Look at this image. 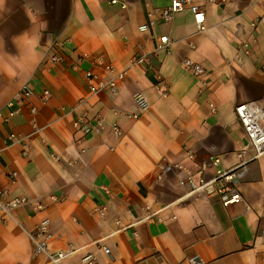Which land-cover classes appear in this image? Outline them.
Here are the masks:
<instances>
[{
  "label": "crops",
  "instance_id": "obj_1",
  "mask_svg": "<svg viewBox=\"0 0 264 264\" xmlns=\"http://www.w3.org/2000/svg\"><path fill=\"white\" fill-rule=\"evenodd\" d=\"M111 1L0 0V113L23 86L33 91L10 122L0 120V191L4 200L46 206L0 218V264H51L29 237L43 219L49 251L66 254L61 264H81L86 254L98 264H264V154L247 164L235 184L242 200L228 208L215 192L187 196L172 167L182 163L198 174L205 162L210 179L213 158L230 169L240 151L254 155L234 108L255 102L264 113V0H193L204 10L203 32L187 9L168 23L158 20L168 0H119L124 9ZM148 12L155 24L141 31ZM160 36L171 43L155 51ZM54 38L61 43L57 63L45 58ZM140 55L147 61L132 64ZM99 56L125 75L114 91L90 96L84 73L109 78L93 62ZM186 59L204 75L186 70ZM136 94L149 107L128 117L137 111ZM84 111L102 118L89 134L73 127ZM11 133L29 141L28 159L7 140ZM146 208L163 221L144 219Z\"/></svg>",
  "mask_w": 264,
  "mask_h": 264
},
{
  "label": "built area",
  "instance_id": "obj_2",
  "mask_svg": "<svg viewBox=\"0 0 264 264\" xmlns=\"http://www.w3.org/2000/svg\"><path fill=\"white\" fill-rule=\"evenodd\" d=\"M112 4H119L122 9L125 8V3L119 0H112ZM187 9L193 18L194 25L197 32H203L205 30L204 26V10L193 3V0H168L166 6L161 8L158 20L163 23L170 22L173 17ZM147 22L140 26L141 31L150 30L155 24V15L152 12L147 13ZM254 25V24H253ZM171 43V40L168 36H160L155 47V51L166 50ZM243 48H246V44L242 45ZM247 52V50H245ZM45 58L51 63H57L61 60V43L57 38L52 39L48 49L46 51ZM145 56H135L132 59V64H144L146 62ZM93 62L99 65L106 73L109 74V78L106 81L101 80L97 75L92 74L91 72L84 73V80L86 82L88 92L90 96H94L105 89L114 91L116 80L123 79L125 72L115 73L113 66L110 63L104 61V59L99 56L93 59ZM183 66L195 77H201L204 75V68L189 59L183 61ZM165 93V92H164ZM33 95V91L27 87L23 86L15 95L13 99L6 103L5 108L8 112L5 116L0 113V120L4 123L10 122L20 112V104L24 101H28ZM48 96L47 91H43L42 100H46ZM135 104L137 111L128 117L137 118L139 115L145 111L149 104L147 100L143 97L142 94H136ZM30 115L34 116L37 113V109L33 106L29 107ZM234 113L239 121L246 137L249 140L250 146L254 152V155L251 158H246L245 151H240L236 154L238 159L237 164L230 169L221 168V162L219 158H213L209 163L215 168L214 176L210 179H206L203 175L207 164L201 162L198 166V174H195L192 169L182 163L173 164V168L182 173V176L178 180V185L186 190V195L189 197L198 196L202 193H212L215 192L218 194L221 204L224 208L239 202L242 200L240 193L238 192L235 184L238 179H240L246 172L247 164L264 154V125H262V120H264V113L255 102H246L238 104L234 108ZM102 124V118L99 115H96L92 118L89 117L88 112L84 111L79 116H77L73 122V127L77 132L83 134H89L94 129L100 127ZM34 130L37 128L34 125ZM112 132L115 136L121 135V130L117 124L112 125ZM7 140L11 144H19L21 147V155L23 158L30 157V146L29 141L25 137H19L13 133L7 136ZM56 161H60L59 156L52 155ZM185 158L189 162L195 161V156L191 150L185 152ZM66 165L71 166L72 162H66ZM161 170H164V167H160ZM12 178L15 177V173L10 174ZM162 175L160 174L157 177V180H160ZM6 191H0V218L2 216H9L10 213L21 207L30 205L35 211H42L46 209V206L33 202L25 197H16L10 200H4ZM51 201H57L55 196L49 197ZM95 212L100 217H105L106 209L104 206H98L95 208ZM158 211L151 212L149 208H146L144 219H150L156 217L157 221L162 222L163 220L158 216ZM260 234L264 237V229L260 230ZM31 239L34 253L37 255H45L51 264H61V261L66 257V254L62 252H50L49 243L52 240V234L49 228V220H41L29 233ZM103 252L108 254L109 249L103 248ZM81 264H98L95 257L92 254H86L82 260Z\"/></svg>",
  "mask_w": 264,
  "mask_h": 264
},
{
  "label": "water",
  "instance_id": "obj_3",
  "mask_svg": "<svg viewBox=\"0 0 264 264\" xmlns=\"http://www.w3.org/2000/svg\"><path fill=\"white\" fill-rule=\"evenodd\" d=\"M193 262H194V260H193Z\"/></svg>",
  "mask_w": 264,
  "mask_h": 264
}]
</instances>
